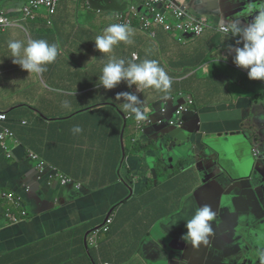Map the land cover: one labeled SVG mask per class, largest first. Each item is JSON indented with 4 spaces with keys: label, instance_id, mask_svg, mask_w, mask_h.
<instances>
[{
    "label": "crops",
    "instance_id": "0c3cea01",
    "mask_svg": "<svg viewBox=\"0 0 264 264\" xmlns=\"http://www.w3.org/2000/svg\"><path fill=\"white\" fill-rule=\"evenodd\" d=\"M31 1L0 0L8 22L0 29V114L8 115L4 127L14 133L7 142L12 158L0 144V194H23L30 212L29 220L11 224L5 213L15 205L5 199L8 205L0 207V264H167L181 255L175 250H186L190 259L203 257L202 264L219 259L218 264H264V245L242 250L235 243L239 227L223 211L230 202L223 197L224 180L212 174L203 183V173H218L220 166L264 169V82L250 80L234 64L240 37L231 27H245L257 15L242 19L243 4L264 0H179L190 2L204 19H214L201 37L183 42L162 28L155 37L137 31L132 43L120 42L110 53H100L94 42L117 23V0H58L54 15L44 8L27 15ZM121 1L144 6L147 0ZM222 25L230 26V34L220 31ZM33 39L58 48L56 60L46 65L48 87L12 63L9 41L26 45ZM111 58L126 66L156 60L171 87L136 85L139 106L155 107L153 117L167 123L177 118L172 113L177 105H186L183 124L163 131L157 124L139 125L122 108L123 100L115 99L118 91L99 86L101 69ZM94 68L100 70L94 82L91 71H69ZM65 101L70 108L63 107ZM74 126L82 131L74 134ZM157 135L164 143L154 144ZM234 148L238 155L230 156ZM260 151L262 161L256 156ZM52 165L83 188L58 187ZM38 182L40 199H28L29 185L37 189ZM204 205L215 213L212 233L207 243L193 246L182 239L185 225ZM111 209L110 234L98 248L89 246L86 234L103 224ZM233 254L244 256L226 258Z\"/></svg>",
    "mask_w": 264,
    "mask_h": 264
},
{
    "label": "clouds",
    "instance_id": "9594fccd",
    "mask_svg": "<svg viewBox=\"0 0 264 264\" xmlns=\"http://www.w3.org/2000/svg\"><path fill=\"white\" fill-rule=\"evenodd\" d=\"M117 1L121 9L116 12V16L120 18L123 23L111 24L104 30L102 35L96 36L94 43L96 49L100 53H110L113 47L120 42L126 44L132 43L131 37L136 34L137 31H147L150 33L151 37H155L160 28L167 33L177 35L181 41L185 42L188 41L189 38H192V36L201 37L211 28L210 21L214 20L204 19L201 12H194L190 2L180 3L179 0H147L145 5L142 6L141 3L139 5H129L121 0ZM158 18H162L163 22L157 23L156 20ZM147 23L151 25V29L149 30L145 29ZM183 23H192L194 26L200 25L202 31L200 33L196 31H182L178 26ZM167 26H170L172 30L167 29ZM226 26L229 25L220 26V31L222 33H225L222 27ZM231 27L234 35L240 37V39L237 40V45L239 46L234 48V64L246 70L250 80L264 82V11L258 12L252 22L245 27H241L237 23L232 24ZM228 34H230V32ZM8 48L12 54L13 64L18 65L22 71L28 74L35 73L38 76L44 73L47 70L46 65L54 62L58 56L56 44H49L44 39H33L26 45L21 41L13 40L9 41ZM135 61H137V59H135ZM171 84V78L165 70L159 66L158 62L148 59L138 64L129 63L126 66L123 59L111 58L103 67L102 75L99 77V86L105 90L114 89L118 91L115 99L123 100L122 108L134 114L137 121L145 119L146 113L150 114L151 111L149 107H144L143 105L139 106L142 102L134 93L136 85L168 90ZM63 107L70 108V104L65 101ZM7 121L8 118H6L4 122ZM81 131L82 129L79 126H74L72 128L74 134L80 133ZM33 156L35 155H30L29 157L35 160L36 158ZM10 158H12V154ZM43 166L44 162L38 163L39 170L42 171ZM57 172L62 171L58 167L52 165L51 173L55 174ZM73 181L74 182L69 185H64L57 180L55 184L62 188L69 186H73L76 190H81L83 188L81 184V187L77 189L75 183L79 182L75 179H73ZM49 188H51V186ZM84 190L85 188L82 191ZM29 192L30 187L28 188L27 194H29ZM18 195L24 196L23 194ZM27 198L29 199V197ZM24 207L27 209L25 196ZM15 209L18 210V207L15 206ZM17 213H19V210ZM28 213L29 216L24 221L30 219V212L28 211ZM114 217L115 212L111 209L103 224L99 225L96 230L88 232L87 237L89 239L94 232L99 231L97 244H89V246L94 248L100 246V239L111 232ZM214 217L215 213L210 206L204 205L199 207L195 215L187 221L185 225L187 231L182 239L190 240L193 246H197L202 242L207 243V238L212 233L211 221L214 220Z\"/></svg>",
    "mask_w": 264,
    "mask_h": 264
},
{
    "label": "water",
    "instance_id": "95a60500",
    "mask_svg": "<svg viewBox=\"0 0 264 264\" xmlns=\"http://www.w3.org/2000/svg\"><path fill=\"white\" fill-rule=\"evenodd\" d=\"M260 5L261 4H258L257 1L243 4L242 11L240 14L241 17L250 13L256 15V13L260 12V10H264V5L259 8L251 9L252 6L258 7ZM212 14L217 15L214 11H212ZM242 19L245 20V18L243 17ZM179 103L180 102H178L177 104ZM158 104H161V102ZM177 107L179 108L180 105H177ZM178 108L172 113H175ZM154 111L155 107H153V111L150 112V123L146 125V129H149L152 125L157 124L160 125L159 128L161 131H163L166 126L168 127L169 122L163 123L161 119L157 120L156 118H154ZM159 135H157L158 140L154 143L155 145H159V143H164L161 140V136ZM256 156L259 157L260 161H262L261 151L260 154ZM212 174H218V180H224L225 192L223 193V197H229L230 202L227 203V206L223 209V211H229L231 217L236 222V226L239 227V229L235 231V243L238 244L242 248V250H246L249 245H264V169H255L253 167L230 168L228 166H220L218 173H215V171L213 170L207 169L203 173L204 184H207L209 179H212L210 178ZM41 185L42 184L38 182L37 189L32 188V186L29 185V199H40L39 189ZM237 202L240 203L239 206L237 205ZM175 251L180 252L181 255L172 256L171 258L167 259V264H202V260L204 259L203 257L198 256L196 254H193L192 259H190V254L186 250ZM241 256L244 255L233 254L226 258L232 259ZM248 256L252 257L250 255ZM222 260L223 259H219L216 264H218ZM248 264L256 263L251 260Z\"/></svg>",
    "mask_w": 264,
    "mask_h": 264
},
{
    "label": "built area",
    "instance_id": "2783aa9c",
    "mask_svg": "<svg viewBox=\"0 0 264 264\" xmlns=\"http://www.w3.org/2000/svg\"><path fill=\"white\" fill-rule=\"evenodd\" d=\"M57 6H58V0H32L30 8L26 10V14L32 15L35 11L44 8L50 15H54L57 11ZM0 16L4 18V15L1 11H0ZM156 22L161 23L163 22V19L158 18ZM7 25H8V22L5 18L4 20L0 19V29L4 28ZM178 28L185 32L196 31L197 33H200L202 31V27L200 25L194 26V24L192 23L180 24ZM145 29L147 30L151 29L150 23L146 24ZM167 29L172 30L170 26H167ZM222 30L226 33L230 32L227 27H222ZM188 110L189 108L186 105H181L178 108V110L175 112L177 114V118L175 120L171 119L169 124L171 126H175V125L177 126V124H181L180 117L183 116V114L186 113ZM130 117L131 115H127V118H130ZM6 118H7L6 114H0V123L4 122ZM149 123H150V114L148 113H146L145 119L138 121L139 125H142V124L148 125ZM13 138H14V133L8 127H2L0 131V144L2 148L6 151V155L8 158L11 157V153L9 151V146L7 142L8 140L13 139ZM33 157L36 158V156H33ZM52 179L58 180L64 185H69L74 182L72 178L66 176L62 172L55 173ZM75 186L77 189H79L81 187V183H75ZM0 198L8 199L9 201H11L12 205H15L16 207H18L19 213H14L13 210L11 209H8L6 211L5 217L9 223L13 224V223L24 221L29 216L28 210L24 207V196L18 195L15 193H10V194L1 193ZM98 235H99V231H96L92 234L90 239H96V241L93 242L91 245L97 244Z\"/></svg>",
    "mask_w": 264,
    "mask_h": 264
},
{
    "label": "rangeland",
    "instance_id": "374dc122",
    "mask_svg": "<svg viewBox=\"0 0 264 264\" xmlns=\"http://www.w3.org/2000/svg\"><path fill=\"white\" fill-rule=\"evenodd\" d=\"M252 19H254V17H252ZM33 23H36V21H33ZM79 56H84L82 50H80ZM70 57H71V55H69V58ZM83 62H85V60H83ZM102 69H101V71H102ZM69 71H91L92 82H94L95 81V77H96V73H97V71H100V70H99V68H94V69H80V70H69ZM39 76L45 81V82L43 81L45 86L48 87L47 84H46V78H47L46 77V71L44 73H42L41 75H39ZM207 78H209V76H207ZM55 90H60L61 92H64V93H70L69 91H67L66 89H63V88H59V89H55ZM72 94H75V93H72ZM26 103L27 102H24V103H22V105H25ZM150 111H153L152 107L150 108ZM236 155H238L237 149H235V148L231 149L230 150V156H236ZM80 203H82L83 206H85L87 204V203H83V199L81 200ZM14 208H15V206L12 207L13 211H14ZM86 236H87V234H86ZM95 241H96V239H89L88 242H89V244H92Z\"/></svg>",
    "mask_w": 264,
    "mask_h": 264
},
{
    "label": "trees",
    "instance_id": "16d2710c",
    "mask_svg": "<svg viewBox=\"0 0 264 264\" xmlns=\"http://www.w3.org/2000/svg\"><path fill=\"white\" fill-rule=\"evenodd\" d=\"M122 23H123L122 20H120V18L117 17V23H116V24H122ZM6 116H7V118H8V115H7V114H6ZM7 123H8V121H7V122H2V123H0V131H1L2 127H4V126L7 125ZM7 205H8L7 200H5V199H0V207H5V206H7Z\"/></svg>",
    "mask_w": 264,
    "mask_h": 264
}]
</instances>
